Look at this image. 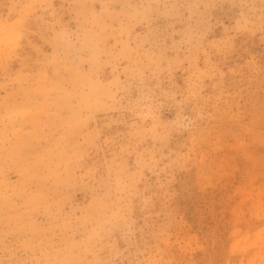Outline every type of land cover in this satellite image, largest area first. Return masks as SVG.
Segmentation results:
<instances>
[{
    "label": "rangeland",
    "instance_id": "1",
    "mask_svg": "<svg viewBox=\"0 0 264 264\" xmlns=\"http://www.w3.org/2000/svg\"><path fill=\"white\" fill-rule=\"evenodd\" d=\"M0 264H264V0H0Z\"/></svg>",
    "mask_w": 264,
    "mask_h": 264
}]
</instances>
